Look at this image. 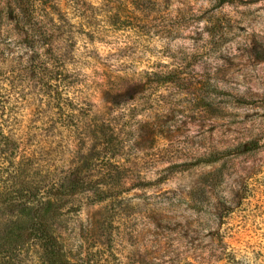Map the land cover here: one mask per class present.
<instances>
[{
    "label": "rangeland",
    "instance_id": "1",
    "mask_svg": "<svg viewBox=\"0 0 264 264\" xmlns=\"http://www.w3.org/2000/svg\"><path fill=\"white\" fill-rule=\"evenodd\" d=\"M263 51L264 0H0V122L18 159L87 158L138 256L244 249L264 243Z\"/></svg>",
    "mask_w": 264,
    "mask_h": 264
},
{
    "label": "trees",
    "instance_id": "2",
    "mask_svg": "<svg viewBox=\"0 0 264 264\" xmlns=\"http://www.w3.org/2000/svg\"><path fill=\"white\" fill-rule=\"evenodd\" d=\"M4 129L0 122V264H165L136 254L125 219L108 209L111 188L83 176L90 171L87 158L60 174L35 166L28 153L18 159V145ZM75 202L92 212L78 231L68 227ZM67 204L71 207L63 210ZM174 264H264V243L244 249L215 244L206 257Z\"/></svg>",
    "mask_w": 264,
    "mask_h": 264
}]
</instances>
